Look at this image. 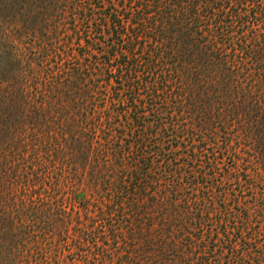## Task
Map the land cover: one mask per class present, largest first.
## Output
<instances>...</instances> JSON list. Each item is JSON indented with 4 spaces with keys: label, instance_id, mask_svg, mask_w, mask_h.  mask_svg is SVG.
I'll use <instances>...</instances> for the list:
<instances>
[{
    "label": "trees",
    "instance_id": "1",
    "mask_svg": "<svg viewBox=\"0 0 264 264\" xmlns=\"http://www.w3.org/2000/svg\"><path fill=\"white\" fill-rule=\"evenodd\" d=\"M0 264H264V0H0Z\"/></svg>",
    "mask_w": 264,
    "mask_h": 264
}]
</instances>
